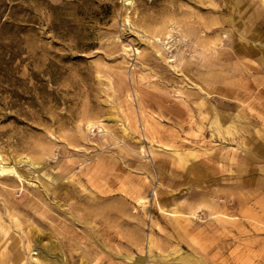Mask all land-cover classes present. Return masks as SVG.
Listing matches in <instances>:
<instances>
[{
  "label": "rangeland",
  "instance_id": "374dc122",
  "mask_svg": "<svg viewBox=\"0 0 264 264\" xmlns=\"http://www.w3.org/2000/svg\"><path fill=\"white\" fill-rule=\"evenodd\" d=\"M1 167L0 264H264V0H0Z\"/></svg>",
  "mask_w": 264,
  "mask_h": 264
},
{
  "label": "bare ground",
  "instance_id": "6f19581e",
  "mask_svg": "<svg viewBox=\"0 0 264 264\" xmlns=\"http://www.w3.org/2000/svg\"><path fill=\"white\" fill-rule=\"evenodd\" d=\"M0 170H1V171H2V170H3V171H4V170L6 171V168H3V167H1V169H0ZM10 170H11V169H10Z\"/></svg>",
  "mask_w": 264,
  "mask_h": 264
}]
</instances>
